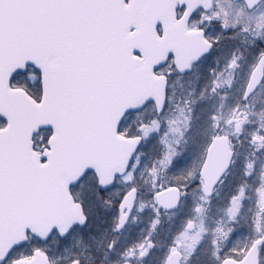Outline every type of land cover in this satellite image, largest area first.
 Masks as SVG:
<instances>
[{"label":"snow or ice","instance_id":"1","mask_svg":"<svg viewBox=\"0 0 264 264\" xmlns=\"http://www.w3.org/2000/svg\"><path fill=\"white\" fill-rule=\"evenodd\" d=\"M0 264H264V0H0Z\"/></svg>","mask_w":264,"mask_h":264}]
</instances>
